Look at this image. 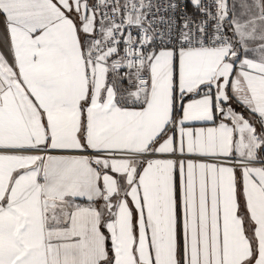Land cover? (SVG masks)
Masks as SVG:
<instances>
[{
    "label": "snow or ice",
    "instance_id": "6c2138e0",
    "mask_svg": "<svg viewBox=\"0 0 264 264\" xmlns=\"http://www.w3.org/2000/svg\"><path fill=\"white\" fill-rule=\"evenodd\" d=\"M0 264H264V0H0Z\"/></svg>",
    "mask_w": 264,
    "mask_h": 264
},
{
    "label": "crops",
    "instance_id": "0c3cea01",
    "mask_svg": "<svg viewBox=\"0 0 264 264\" xmlns=\"http://www.w3.org/2000/svg\"><path fill=\"white\" fill-rule=\"evenodd\" d=\"M197 126H204V125H197ZM208 126H210V125H208Z\"/></svg>",
    "mask_w": 264,
    "mask_h": 264
}]
</instances>
